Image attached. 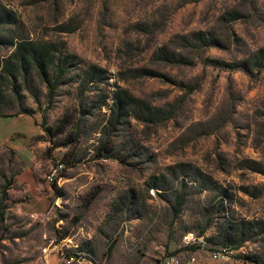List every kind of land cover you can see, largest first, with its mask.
Returning <instances> with one entry per match:
<instances>
[{
    "label": "rangeland",
    "instance_id": "374dc122",
    "mask_svg": "<svg viewBox=\"0 0 264 264\" xmlns=\"http://www.w3.org/2000/svg\"><path fill=\"white\" fill-rule=\"evenodd\" d=\"M23 42L51 50L53 88L4 73ZM262 49L264 0H0V117L39 128L40 170L71 199L61 232L94 193L96 264H264V70L239 68ZM14 159L0 150V200Z\"/></svg>",
    "mask_w": 264,
    "mask_h": 264
},
{
    "label": "crops",
    "instance_id": "0c3cea01",
    "mask_svg": "<svg viewBox=\"0 0 264 264\" xmlns=\"http://www.w3.org/2000/svg\"><path fill=\"white\" fill-rule=\"evenodd\" d=\"M39 134L40 130L32 118L6 120L0 117V150H10L15 159L9 163L20 166L0 200V223L12 232L7 239L0 236V264H42V248L50 243L55 229L63 234L59 239L82 245V250L94 247V241L99 237L97 230L98 225L103 223V214L99 219L87 220L99 194L91 203L92 194L81 200V214L75 218V224L80 226L78 233L61 232L66 222L59 214H66L71 199L64 193H55L40 170L34 150L40 144L32 147L33 139ZM61 207H65L64 210ZM47 262L56 264L57 261L55 256L50 255Z\"/></svg>",
    "mask_w": 264,
    "mask_h": 264
},
{
    "label": "trees",
    "instance_id": "16d2710c",
    "mask_svg": "<svg viewBox=\"0 0 264 264\" xmlns=\"http://www.w3.org/2000/svg\"><path fill=\"white\" fill-rule=\"evenodd\" d=\"M15 57H17V60L20 63L17 65L18 71L14 68L11 69V64L6 63L4 69L5 74L9 73L13 77L15 82H17V79L20 76V74H22L23 71H26L28 73L29 72L28 66H31L37 69L39 73V77L42 78L43 80H46L47 84L52 85L53 88L54 85L52 84V80L50 78L52 77L51 69L52 66H54V60H53L52 52L48 47L39 46L38 44L33 42H23L20 43ZM239 68L244 70H248L249 68L251 69L259 68L260 70H264V49L252 55L250 59L247 62L243 63L242 66ZM4 73L0 75V78L3 77L2 75ZM17 93L20 97V92ZM20 98H21L20 104L22 107V113L31 115L33 112L25 106L24 101H22V97ZM130 101H131L130 98L124 97L122 95H119L116 98L115 106L118 109V114H119L117 116L118 118H121L124 107L126 105L129 106L131 104ZM47 132L51 138H55L59 133H63L64 130L57 129L55 132H53L52 129L48 128ZM74 141H76V138ZM107 150L108 148L106 147L100 148V153L103 151L107 152ZM100 153H98V157L100 156L102 157V154ZM54 188L56 189V186H54ZM96 196L97 194H92L89 200L90 203Z\"/></svg>",
    "mask_w": 264,
    "mask_h": 264
},
{
    "label": "built area",
    "instance_id": "2783aa9c",
    "mask_svg": "<svg viewBox=\"0 0 264 264\" xmlns=\"http://www.w3.org/2000/svg\"><path fill=\"white\" fill-rule=\"evenodd\" d=\"M186 241L192 245L204 244L203 239L197 240V238H193L191 235L186 237ZM72 244L73 243L71 241H67V240H57V239L52 240L49 243V245L42 248L45 264H50L49 262H47V258L53 252L55 253V255L57 254L58 257L61 256V258L64 256V254L65 256H67V251H68L67 249H70ZM215 257L220 258L221 255L216 254ZM68 262L70 264H96V260L91 255L82 251L81 248H78L75 251H73V256L70 257ZM159 264H182V263L178 257L170 256V257H166L163 261L159 262Z\"/></svg>",
    "mask_w": 264,
    "mask_h": 264
}]
</instances>
